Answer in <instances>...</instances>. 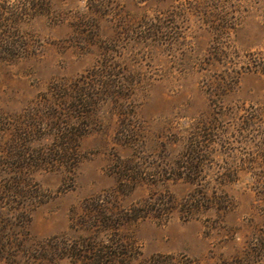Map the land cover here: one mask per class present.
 Instances as JSON below:
<instances>
[{
  "label": "rangeland",
  "instance_id": "1",
  "mask_svg": "<svg viewBox=\"0 0 264 264\" xmlns=\"http://www.w3.org/2000/svg\"><path fill=\"white\" fill-rule=\"evenodd\" d=\"M49 5L0 30V264H264V0Z\"/></svg>",
  "mask_w": 264,
  "mask_h": 264
},
{
  "label": "trees",
  "instance_id": "2",
  "mask_svg": "<svg viewBox=\"0 0 264 264\" xmlns=\"http://www.w3.org/2000/svg\"><path fill=\"white\" fill-rule=\"evenodd\" d=\"M49 6H50L49 0H16V2H14V3L7 2V5L0 4V30L2 32L1 36L8 37L10 34L9 28H12L13 25H17L18 23L23 22V20L26 18H32L35 16L47 14L49 12V8H50ZM2 42L3 41L1 40V42H0L1 45H2ZM108 87L110 88L109 85H108ZM80 95L84 96L85 94L82 93L80 90ZM79 103H80V101L78 103H73L72 106H70V109H69L70 113H72V114L83 113L82 111L77 112V110H76L77 108L81 107L80 105H78ZM75 129L77 130V128H75ZM83 134H85L84 131L80 130V131L76 132L74 130L71 133V138L68 139L69 143L63 141L62 145L67 143L66 145H68V148H73V146H76V139L78 137L82 136ZM64 139H67V135L63 137V140ZM195 153H196L195 150H192V155H194ZM186 163L188 165L187 169H189V170H193V169L195 170L197 167L196 166L197 163L193 159H189V161H187ZM188 182H191V180L189 179ZM185 204L186 203L184 202V204L182 206H187ZM146 206L148 207L147 210L145 208H142V211H144V213H146L148 211H150V213L153 211H158V212L159 211H167L168 212L170 209L173 208L174 202H173L171 197L166 195L163 197H159L157 199V201L154 200V202L152 204H147ZM195 207H198V206H195ZM219 207H221L223 209L224 205L219 204Z\"/></svg>",
  "mask_w": 264,
  "mask_h": 264
}]
</instances>
